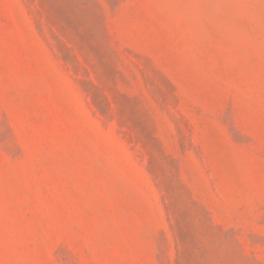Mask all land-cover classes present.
Here are the masks:
<instances>
[{
	"label": "rangeland",
	"instance_id": "rangeland-1",
	"mask_svg": "<svg viewBox=\"0 0 264 264\" xmlns=\"http://www.w3.org/2000/svg\"><path fill=\"white\" fill-rule=\"evenodd\" d=\"M0 264H264V0H0Z\"/></svg>",
	"mask_w": 264,
	"mask_h": 264
}]
</instances>
